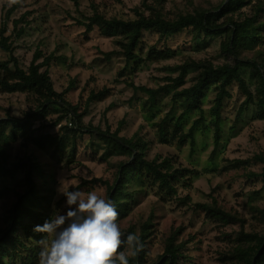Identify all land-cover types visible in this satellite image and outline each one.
<instances>
[{"label": "trees", "instance_id": "obj_1", "mask_svg": "<svg viewBox=\"0 0 264 264\" xmlns=\"http://www.w3.org/2000/svg\"><path fill=\"white\" fill-rule=\"evenodd\" d=\"M69 1L76 9L80 8L78 0ZM163 1L141 0V8H134V18L130 20L106 18L94 10L86 16L79 11L82 20L75 22L84 29L85 35L97 32L112 40L114 49L104 53V57L106 60L113 56L123 58L124 67L117 74L118 78L135 74L143 64L172 57L174 50L168 41L182 33L190 35L196 42L217 39L220 53L225 58L222 64H215L208 58L188 57L174 67L173 72L177 75L166 77V83L156 90L131 85L136 95L141 93L147 98L149 108H154L159 98L168 94L173 103L181 101L185 104L177 118L167 115L153 125L156 143L169 147L194 148L196 131L204 123L202 100L209 89L213 90V150L209 157L213 162L222 143V110L224 101L231 98V87L235 86L242 97L234 124L239 123L251 108L255 109L252 119L264 122V0H220L210 10L195 6L175 18L163 13ZM151 38L156 39L152 42ZM0 50L7 57L0 60V92L26 95L34 106L33 112L21 119L10 116L0 119V200L7 197L14 200L4 214L0 228V264H38L40 247L37 241L41 234L33 229L43 225L55 211L49 188L55 182L52 166L40 160L56 156L68 168L78 166L76 140L84 136L99 141L96 145L91 144L93 160L106 164L113 170V176L112 179L95 176L82 179L72 190L89 192L104 188L105 198L115 202L119 225L150 197L154 198L159 211L165 212V205L175 202L190 215L189 226L183 223L169 229L162 242V251L157 254L152 253L153 248L160 245L156 242L155 221L158 217L155 209L150 210L146 219L121 228L125 238L127 234L135 233L145 245L138 256L129 257V264H203L202 231L191 228L199 219L203 227L213 223L224 228L238 227L237 231L222 233L221 238L231 247L218 252L213 264H264V208L257 203L264 190L263 154L245 160L224 159L219 167V172L224 175L241 171L245 183H252L246 206L257 223L247 231L246 219L222 206L216 197L211 195L207 202H193L190 195H180V188L189 189L194 179L204 176L206 170L183 166L169 156L157 155L150 159L152 141L142 128L129 137L122 136L125 120L114 128L107 124L104 130L84 123L83 117L88 115L89 107L110 96L109 88L91 91L85 100L81 97L76 105H72L67 94L73 90L74 81L64 91L57 92L50 76L53 65L67 64L65 57L46 54L37 48L29 65L23 67L15 55L10 36H7L6 25L0 27ZM243 70L252 72L253 87L242 76ZM189 73H194L195 77L191 87L185 88ZM82 103L85 109L80 112ZM55 109L59 114L52 120V126L57 128L54 133L32 129L36 120L43 115L49 116ZM194 112L199 113V118L186 131L183 121ZM16 145L18 152L13 155ZM99 152L101 155L97 157ZM257 183L261 184L260 188L255 187ZM61 203L66 204V197L58 201L57 208ZM186 228L193 233L185 235Z\"/></svg>", "mask_w": 264, "mask_h": 264}, {"label": "rangeland", "instance_id": "obj_2", "mask_svg": "<svg viewBox=\"0 0 264 264\" xmlns=\"http://www.w3.org/2000/svg\"><path fill=\"white\" fill-rule=\"evenodd\" d=\"M80 8L76 9L69 0H0V27L6 25L7 36L15 47V55L23 67H27L31 61L34 51L38 48L46 54L55 53L56 56L65 57L67 64L53 65L50 76L57 92H62L74 81L73 90L67 94V100L76 105L80 98L85 100L91 91H99L102 88H109L110 96L105 100L95 103L89 107L88 115L83 117L84 123H90L94 127L104 130L109 124L116 127L121 120H125L122 128V136L129 137L136 131L143 129V133L152 141L149 152L150 159L159 155L162 157H174L177 163L183 166L206 170L204 176L194 179L189 189L180 188V195H190L193 202H207L212 195L218 202L227 209H232L243 216L247 221L246 230L256 226L257 221L250 214L246 202L248 190L252 183H245L242 172L230 173L227 175L219 172V167L224 159H249L253 155H264V122L254 121L255 109L251 108L241 121L234 124L237 109L242 102V97L235 86L230 88L231 98L224 101L222 110V143L217 151L214 161L209 160L213 150V117L211 107L214 100V92L209 89L202 100L204 123L199 126L195 134L196 144L194 148L160 146L154 138L153 125L170 115L177 118L184 110L185 104L181 101L173 103L171 95H162L154 108H149L147 98L134 92L133 87H146L158 89L166 83V77H175L173 72L175 66L181 64L188 57L193 59L208 58L215 64H222L224 57L220 53L217 39L200 41L191 40L190 35L180 34L171 38L169 47L174 50L172 57L163 61H155L150 64H143L135 74L118 78L117 74L124 67V60L121 57L113 56L106 60L104 53L113 51L114 45L111 39L99 35L97 32L85 35L84 29L76 24V20H82L79 11L85 16L97 10L106 18L116 17L125 20L134 18V8H141V0H78ZM153 2L154 0H149ZM220 0H165L161 4L163 13L169 18H175L178 14L189 12L195 6L210 10ZM145 15H148L146 12ZM156 38H151L154 42ZM251 57V56H249ZM5 53L0 50V60H6ZM242 76L251 87L255 79L250 70H243ZM194 73H189L185 88L193 84ZM133 85V87H131ZM137 99L141 101L138 102ZM85 109L84 103L80 112ZM32 101L22 94H6L0 92V119L12 117L21 119L26 114L33 112ZM59 110L55 109L49 116L43 115L34 122V128L41 129V132L50 131L54 133L57 128L53 127V121ZM199 118V113L194 112L184 121V129L187 131L193 122ZM99 141L95 137L84 136L76 140V159L78 166L68 168L64 161L54 156L43 158L41 162H47L52 166L51 173L55 182L49 188L53 193L52 205L61 214H66L67 208L61 203L57 208L58 201L64 199L58 193L62 186L66 190L77 187L80 181L88 180L91 177L112 179L113 170L107 168L106 164H100L97 159L93 160L91 144ZM18 152V146H14L12 154ZM101 152L97 155L100 157ZM111 161V160H110ZM51 170V167H50ZM257 188L260 183L255 184ZM86 192V190H81ZM99 195L105 197L106 190L93 189ZM261 198L258 205L264 208V190L261 191ZM14 200L7 197L0 200V228L3 226V216L7 213ZM155 209L158 219L156 245L152 253L162 251V242L167 237L171 227H179L186 223L189 226L190 215L188 210L179 207L175 202L165 205V212L159 211L153 197L139 206L134 213L121 222L120 228H127L148 217L150 210ZM201 219L191 226L193 230L202 231L200 236L203 241V264H213L218 252L230 248V244L222 239V233H231L238 230L237 226L221 227L216 224L203 227ZM187 226V227H188ZM193 231L186 228L185 235Z\"/></svg>", "mask_w": 264, "mask_h": 264}, {"label": "clouds", "instance_id": "obj_3", "mask_svg": "<svg viewBox=\"0 0 264 264\" xmlns=\"http://www.w3.org/2000/svg\"><path fill=\"white\" fill-rule=\"evenodd\" d=\"M58 193L66 197V214L55 210L33 229L41 234L38 264H129L144 251L138 235L125 238L114 201L96 191L66 190L62 182Z\"/></svg>", "mask_w": 264, "mask_h": 264}]
</instances>
